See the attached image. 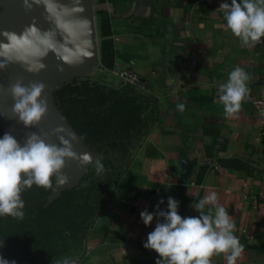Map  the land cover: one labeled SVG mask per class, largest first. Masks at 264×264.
Here are the masks:
<instances>
[{
  "label": "crops",
  "instance_id": "0c3cea01",
  "mask_svg": "<svg viewBox=\"0 0 264 264\" xmlns=\"http://www.w3.org/2000/svg\"><path fill=\"white\" fill-rule=\"evenodd\" d=\"M107 1L116 14L115 68L150 78L162 112L142 162L119 182L91 229L86 264H155V251L132 249L143 247L157 222L145 226L141 211L155 212L162 199L167 210L172 196L182 217L198 216L191 205L213 191L243 245L237 264H264V126L252 107L264 98V38L242 47L225 29L220 5L231 0ZM237 65L250 76L248 92L240 110L225 116L216 93ZM184 162L191 163L188 174ZM209 209L214 214L211 204L201 211ZM211 260L227 264L223 253Z\"/></svg>",
  "mask_w": 264,
  "mask_h": 264
},
{
  "label": "clouds",
  "instance_id": "9594fccd",
  "mask_svg": "<svg viewBox=\"0 0 264 264\" xmlns=\"http://www.w3.org/2000/svg\"><path fill=\"white\" fill-rule=\"evenodd\" d=\"M220 7L226 9L225 29L239 38L242 47L252 46L264 38V0H231L230 4L225 2ZM5 35L9 47L23 39L15 33ZM29 70L39 69L30 67ZM249 79L245 69L237 65L228 73L227 81L219 85L216 95L225 116H232L240 110L248 92ZM44 88L43 83L24 85L19 81L10 87L14 101L12 113L25 127L37 124L47 112L48 101L42 95ZM176 107L181 112L185 109L183 103ZM59 131L62 129H57ZM74 156L67 141H63V146L49 144L40 135L32 133L21 144L11 132L0 135V217L23 219L25 201L22 192L33 185L51 188L53 177H56L57 184H66L68 177L61 170L66 159ZM95 165L97 174L104 171L99 159ZM163 203L162 199L155 212L145 209L140 213L145 226H150L154 217L157 218L154 229L143 242L145 249L158 254L155 264H212L211 257L221 253L225 254L227 264H237L243 245L234 234L235 225L226 208L218 203L215 191L191 205L198 216L182 217L178 211L180 201L172 196L167 197V210L160 208ZM209 204L214 206V214L212 209L208 213L201 211ZM0 264H16V261L0 255ZM62 264L72 262L65 258Z\"/></svg>",
  "mask_w": 264,
  "mask_h": 264
},
{
  "label": "rangeland",
  "instance_id": "374dc122",
  "mask_svg": "<svg viewBox=\"0 0 264 264\" xmlns=\"http://www.w3.org/2000/svg\"><path fill=\"white\" fill-rule=\"evenodd\" d=\"M94 2L99 4V0ZM16 14L13 3L0 0V22L14 18ZM96 32L98 49L89 63L82 68L60 72L45 90L48 110L71 133L84 157H88V160H82L80 172L73 181L63 185L55 181L48 202L55 201L63 191L76 188L83 191L86 197L84 200L79 199L78 204L85 208L91 205L94 209L85 225L87 236L83 245L74 250L71 256L65 255L47 264H62L65 258L70 261L78 259L80 264H86L90 257L88 235L119 182L128 171L142 162L144 148L162 112L153 90L150 94H142L124 86L114 74L100 65L102 52L97 13ZM84 117L87 118L86 124L81 121ZM0 125L21 144L24 143L9 129L1 116ZM86 138H90V144L86 143ZM97 159L104 165V171L100 174L96 172ZM61 172L66 176V170L62 169ZM88 178L91 182L84 183ZM88 194L92 199L87 197Z\"/></svg>",
  "mask_w": 264,
  "mask_h": 264
},
{
  "label": "water",
  "instance_id": "95a60500",
  "mask_svg": "<svg viewBox=\"0 0 264 264\" xmlns=\"http://www.w3.org/2000/svg\"><path fill=\"white\" fill-rule=\"evenodd\" d=\"M17 9L14 18L0 22V116L9 129L23 142L32 133L47 143L63 146L67 141L75 154L66 159L64 170L68 182L73 181L82 166L83 153L71 133L47 109L42 119L25 127L12 113L10 87L17 81L24 85L50 81L62 71L82 68L98 49L96 13L107 10L108 4L94 0H9ZM5 33H15L23 39L9 47ZM43 65V67H39ZM39 70L30 71L29 68ZM57 129L62 131L57 132ZM188 174L190 162H184Z\"/></svg>",
  "mask_w": 264,
  "mask_h": 264
},
{
  "label": "trees",
  "instance_id": "16d2710c",
  "mask_svg": "<svg viewBox=\"0 0 264 264\" xmlns=\"http://www.w3.org/2000/svg\"><path fill=\"white\" fill-rule=\"evenodd\" d=\"M99 4H108V1L99 0ZM97 14L101 61L104 68L110 71L115 68L117 54L112 30V20L116 14L112 7ZM144 105L147 106V103ZM81 121L86 124L87 118ZM5 132L0 125V135ZM85 141L91 143L90 138ZM55 181L56 177H53L51 188L33 185L22 192L25 201L23 219L0 217V247L3 246L0 255L10 261L15 260L16 264H47L65 255L71 256L74 250L83 245L87 236L85 225L94 209L91 205L85 208L78 204L79 199L86 197L83 191L76 188L63 191L55 201L49 203ZM85 182L89 184L91 179ZM87 197L92 199L90 195Z\"/></svg>",
  "mask_w": 264,
  "mask_h": 264
},
{
  "label": "built area",
  "instance_id": "2783aa9c",
  "mask_svg": "<svg viewBox=\"0 0 264 264\" xmlns=\"http://www.w3.org/2000/svg\"><path fill=\"white\" fill-rule=\"evenodd\" d=\"M255 42V43H259ZM111 74H114L119 81L124 84V86L135 89L136 91L142 94H150L152 93V84L151 80L148 77H145L138 72H136L133 68H120L109 71ZM252 107L256 114L259 117V122L261 126H264V98H256L252 101ZM211 164V163H210ZM212 166H215L212 163ZM214 169L217 172H221V167L216 165ZM132 249L137 251H143L144 247H141L139 244H134ZM72 264H80L78 259H73Z\"/></svg>",
  "mask_w": 264,
  "mask_h": 264
}]
</instances>
